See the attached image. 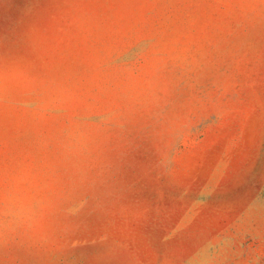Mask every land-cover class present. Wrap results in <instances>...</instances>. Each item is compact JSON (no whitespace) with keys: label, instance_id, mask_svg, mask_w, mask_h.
I'll return each instance as SVG.
<instances>
[{"label":"clouds","instance_id":"1","mask_svg":"<svg viewBox=\"0 0 264 264\" xmlns=\"http://www.w3.org/2000/svg\"><path fill=\"white\" fill-rule=\"evenodd\" d=\"M182 8L211 11L212 35L152 30ZM24 15L16 47L0 38V264H77L131 131L170 133L177 93L205 79L224 29L255 48L264 0H36Z\"/></svg>","mask_w":264,"mask_h":264},{"label":"rangeland","instance_id":"2","mask_svg":"<svg viewBox=\"0 0 264 264\" xmlns=\"http://www.w3.org/2000/svg\"><path fill=\"white\" fill-rule=\"evenodd\" d=\"M35 3L0 0L4 49ZM149 23L202 40L217 18L182 8ZM223 39L205 79L177 93L173 130L131 131L118 190L74 242L77 264H264V33L254 49L227 29Z\"/></svg>","mask_w":264,"mask_h":264}]
</instances>
